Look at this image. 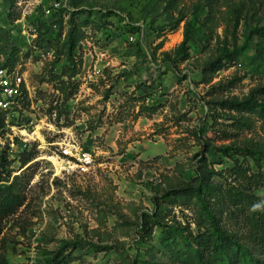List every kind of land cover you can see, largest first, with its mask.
Masks as SVG:
<instances>
[{
	"label": "rangeland",
	"instance_id": "374dc122",
	"mask_svg": "<svg viewBox=\"0 0 264 264\" xmlns=\"http://www.w3.org/2000/svg\"><path fill=\"white\" fill-rule=\"evenodd\" d=\"M263 26L264 0H0V63L25 80L20 108L0 120V154L27 184L4 223L8 264L57 252L67 264H196L172 227L203 231L217 206L219 224L244 234L226 200L264 195L247 178L264 177V122L222 103L264 99ZM71 28L82 37L65 99ZM240 115L247 127L230 118ZM24 149L35 157L22 166ZM202 166L213 171L206 195L187 196Z\"/></svg>",
	"mask_w": 264,
	"mask_h": 264
},
{
	"label": "trees",
	"instance_id": "16d2710c",
	"mask_svg": "<svg viewBox=\"0 0 264 264\" xmlns=\"http://www.w3.org/2000/svg\"><path fill=\"white\" fill-rule=\"evenodd\" d=\"M73 28L69 29L66 46V59L70 63V71L67 73V79H60V85L57 89H60L65 94V99L71 97L77 89V85L71 81V78L76 73V63L73 59V52L75 48V42L78 41L82 34L79 29L74 32ZM260 38H264V26L257 31ZM12 62V61H9ZM78 63H81L79 59ZM5 65L8 66V61H5ZM53 78V76H52ZM58 78V77H57ZM69 86L71 88L68 90ZM256 95L259 93L264 95V86L259 87L256 91ZM24 96V94H23ZM223 106L228 109H232L238 112L254 113L258 119L264 122V99L260 100L257 96L251 95L249 98L243 101H224ZM148 108L143 107L142 110ZM56 109V117L60 116L62 112L61 108L52 107ZM51 109V110H52ZM5 115V112H0V120ZM232 122L238 126H248V117L240 115L239 117H232ZM62 126L65 125V123ZM222 132V131H221ZM223 133V132H222ZM248 150V149H247ZM222 151L225 155L228 153V147H223ZM250 153H254L252 150H248ZM66 158V156L61 155ZM35 157V154L31 150L24 149L20 155L18 161L22 166L26 165ZM10 160L2 153L0 154V246L2 240V233L4 229L5 221L12 215H14L18 209L25 202V188L26 183L21 180V176L14 175L11 178V170L8 169ZM245 174V170H242ZM209 173L212 174V170H207L204 166L197 169L198 184L196 187H192L194 192L187 196L197 195L201 198L206 195V187L208 180L210 179ZM255 177L258 182L264 185V177L260 172L257 174H251L247 178ZM210 181V180H209ZM180 195L184 194V188L179 189ZM229 198L226 202L230 201L234 210L240 211L243 215V221L246 222V231L244 234L236 233L226 229L219 224V216L225 211L224 206H217L214 209H207L209 214V221L205 225L203 231L193 234L189 226L180 225L172 227L173 230L184 233L187 238L194 244L193 260L196 264H264V195L260 197H251L246 194V189L242 191L229 192ZM254 199V200H253ZM224 205V203H223ZM252 207L251 213L245 211L248 207ZM156 208L159 210L158 202H156ZM212 210L214 213H212ZM234 213V211H233ZM158 222V221H157ZM166 224L164 223L163 226ZM0 264H8L6 257L0 252ZM47 264H67L66 256H59L57 252L53 257L48 260Z\"/></svg>",
	"mask_w": 264,
	"mask_h": 264
},
{
	"label": "built area",
	"instance_id": "2783aa9c",
	"mask_svg": "<svg viewBox=\"0 0 264 264\" xmlns=\"http://www.w3.org/2000/svg\"><path fill=\"white\" fill-rule=\"evenodd\" d=\"M24 77L18 71L10 69L3 63H0V112L10 114L18 111L20 103L23 100V85ZM71 150L67 148L61 149V155L70 156ZM81 155L80 161L88 163L90 161L89 153H79Z\"/></svg>",
	"mask_w": 264,
	"mask_h": 264
}]
</instances>
